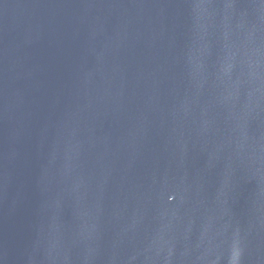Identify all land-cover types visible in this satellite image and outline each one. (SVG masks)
Here are the masks:
<instances>
[{"label":"water","instance_id":"water-1","mask_svg":"<svg viewBox=\"0 0 264 264\" xmlns=\"http://www.w3.org/2000/svg\"><path fill=\"white\" fill-rule=\"evenodd\" d=\"M0 264H264V0H0Z\"/></svg>","mask_w":264,"mask_h":264}]
</instances>
